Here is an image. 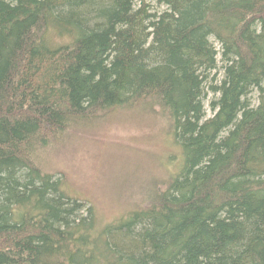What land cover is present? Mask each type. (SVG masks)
<instances>
[{"label":"trees","instance_id":"1","mask_svg":"<svg viewBox=\"0 0 264 264\" xmlns=\"http://www.w3.org/2000/svg\"><path fill=\"white\" fill-rule=\"evenodd\" d=\"M124 114L180 162L105 222L53 159ZM0 264H264V0H0Z\"/></svg>","mask_w":264,"mask_h":264},{"label":"rangeland","instance_id":"2","mask_svg":"<svg viewBox=\"0 0 264 264\" xmlns=\"http://www.w3.org/2000/svg\"><path fill=\"white\" fill-rule=\"evenodd\" d=\"M205 107L212 116L209 101ZM73 143L64 158L53 159L55 165L69 175L72 182L65 184L69 192L75 197L89 195L105 222L125 213L151 175L166 169L175 171L180 162L178 148L160 119L151 122L124 114L92 132L79 134ZM164 157L168 158L161 169L150 168Z\"/></svg>","mask_w":264,"mask_h":264}]
</instances>
